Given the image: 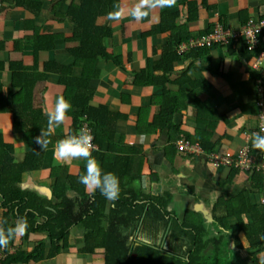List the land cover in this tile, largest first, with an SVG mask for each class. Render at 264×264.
Returning <instances> with one entry per match:
<instances>
[{"label":"crops","instance_id":"obj_1","mask_svg":"<svg viewBox=\"0 0 264 264\" xmlns=\"http://www.w3.org/2000/svg\"><path fill=\"white\" fill-rule=\"evenodd\" d=\"M183 1L197 4L198 14L194 20H186V7L178 0L172 8L153 10L148 18L139 22L130 16V8L135 0H5L0 9V64H3L0 66L3 68L0 70V91L3 97L15 94L9 67L10 64L19 65V74H24L23 87L28 89L34 86L31 102L45 116L55 98L63 95L58 85L59 77L50 75L36 85H33L32 78L44 75V65L55 63L60 67L70 66L76 55H82L81 43L74 33L79 26L87 24L92 12L91 17L96 15L95 26L107 28L111 35L105 38L101 47L110 59L102 56L96 58L98 78L92 83L91 107L102 106L118 116L111 145L100 141V148L95 146L98 150L96 156L101 159L105 156V161L116 157L124 165L123 169L131 172L136 180L132 184L136 192L147 196L168 194L170 202L167 209L180 219H184L187 211L200 214L206 223V239L224 238L220 243L222 258L226 257L228 250H232L233 256L244 257L246 251L237 247L234 239L228 241L226 236L229 233L217 224L216 217L224 214V202L240 193H247L249 204L254 206L257 214L263 215L258 203L262 195L261 174L229 168L216 169L209 164V156L235 155L247 143L255 156L259 153L252 147L253 133L258 130L254 83L260 78V72L253 68L258 58L256 51L245 52L239 43H234L232 47H217L201 59L174 63L173 72L169 75L171 80L189 69L188 76L193 80L208 81V84L193 88L186 83L182 92L176 84L165 85L169 92L175 94L173 99L177 107L172 118V129L175 127L176 130L171 133L153 124V119L161 113V101L158 99L164 86L162 83L154 87L137 86L135 75L152 62L161 60L170 35L169 32L160 31L163 12L176 11L178 17L175 23L184 25L188 36L193 37L214 28L218 23L238 29L248 19H264V0ZM118 8L123 9L122 18L110 19L109 13ZM74 9L79 22L71 16ZM259 42L264 51V36ZM190 50L182 46L179 53ZM260 67L264 71V61ZM193 98H197L209 111L201 120L198 119ZM210 115L218 120H213ZM21 116L22 121H18L25 127H31L32 122L38 123V119H31V115L24 112L15 117L0 104V135L6 144L13 147V157L17 163L37 149L35 142L26 141L21 134H13L14 117ZM69 125L66 119L55 129L49 138L51 143L42 154L39 171L23 176L22 191L50 199L55 183L51 178L52 170L61 172L63 178L76 177L81 169L85 170L86 161L83 159L61 162L54 156V145L67 134ZM244 134L250 136L247 141ZM198 136L210 144L211 152L194 157L177 152L176 144L179 141ZM97 161L102 166L101 161ZM85 192L90 193L86 189ZM2 215L0 210V220ZM229 220L230 225L236 224L233 218ZM83 234L82 229H73L68 247L52 258L48 257L50 242L47 233L29 234L26 239L23 235L13 240L8 251L0 249V264H4L8 254L19 251L28 253L39 243H42L39 260L26 264H104L103 254L83 252ZM239 239L246 248L244 237L240 235ZM227 259L234 258L228 254Z\"/></svg>","mask_w":264,"mask_h":264},{"label":"trees","instance_id":"obj_2","mask_svg":"<svg viewBox=\"0 0 264 264\" xmlns=\"http://www.w3.org/2000/svg\"><path fill=\"white\" fill-rule=\"evenodd\" d=\"M178 3L186 7L187 21L196 18L198 10L195 2L178 0ZM75 12L74 9L71 16L73 15V19L78 21L79 17L74 15ZM91 13L90 20L87 18V24L79 26L74 33L75 38H78L81 43L82 55H76L70 66L60 67L55 63L44 65V75L33 77L32 80L33 85H36L50 75L59 77L58 85L62 88L63 96L72 106L68 113L67 120L70 125L66 135L73 134L84 127L90 130L93 136L92 144H95L92 155L101 161L105 172L114 173L118 177L119 198L106 199L99 190L94 194L86 193L85 187L78 182L84 169H81L78 176L67 178H63L61 172L52 170L51 178L55 183L50 199L37 193L22 191L23 176L39 171L45 149H41L36 144V151L25 156L21 163H17L13 157V147L6 144L0 135V210L3 212L1 220L7 221L5 226L13 224L18 217H26L28 228L23 237L26 239L29 234L47 233L50 242L49 258L55 257L68 247L71 231L78 228L84 231L83 252L103 254L104 264H259V258L264 256V216L257 214L254 206L249 204L247 193H240L224 202V214L216 217L217 224L229 233L226 236L228 241L234 239L235 245L246 251V256H233L232 250H228L226 257L222 258L220 243L224 238L207 240L206 223L200 214L187 211L184 219H180L176 213L167 209L170 202L168 194L147 196L139 191L136 192L132 187L136 180L131 172L123 169L124 165L116 157L105 161V156L102 159L96 156L98 153L96 151L102 142L110 144L115 135L114 125L118 116L109 113L102 106L91 107L92 83L98 78L96 58L102 56L106 60L110 59L101 47L105 38L111 35L107 28L95 26L96 15L91 17ZM177 17L176 11L162 13L160 31L169 32L170 35L163 48L161 60L152 62V65L150 64L148 68L140 70L135 75L137 86L154 87L159 83L164 86L163 93L158 99L161 101V113L153 119V124L167 129L169 133L176 130L175 127L172 129V118L177 107L173 99L175 94L169 92L165 85L176 84L182 92V87L186 83L193 88L208 84V81L193 80L188 76L189 69L171 80L169 75L173 72L174 63L186 59H201L208 56L213 49L222 46L214 44L192 47L189 52L179 53L180 47L182 48L189 39L206 36L214 32L215 27L197 36L189 37L186 27L175 23ZM224 27L227 28L225 25ZM232 45L230 42L224 46L232 47ZM261 47L260 42V50H262ZM114 63L116 64L115 61ZM2 65L1 63L0 66ZM0 70L3 68L0 67ZM9 72L12 88H15L16 92L10 97H3L0 91V104L6 108V112H12L15 117L24 112L31 115L29 118L38 119L37 124L32 122L31 127H25L20 122L23 119L22 116L14 117L13 124V134H21L26 141L35 142L34 138L40 133V129L47 126V117L39 108L36 109L33 106L31 96H33L34 86L28 89L23 87L24 74H19V65L10 64ZM154 72L161 74H154ZM29 76L25 77L29 78ZM154 99L151 101L152 104ZM193 100L198 119L205 118V114L209 111L197 98ZM210 116L213 120H218ZM186 139L193 144H200L206 153L211 152L210 144L199 136ZM250 151L251 158H254L252 149ZM260 185L256 186L260 187ZM232 218L236 221L235 225L229 224V219ZM240 235L247 243L246 248L241 244ZM12 243L13 240L3 250L8 251ZM41 250L42 243H39L28 253L25 251L10 253L4 259V264L37 262ZM228 254L234 259H227Z\"/></svg>","mask_w":264,"mask_h":264},{"label":"clouds","instance_id":"obj_3","mask_svg":"<svg viewBox=\"0 0 264 264\" xmlns=\"http://www.w3.org/2000/svg\"><path fill=\"white\" fill-rule=\"evenodd\" d=\"M176 2L177 0H135L130 8V16L134 21H143L149 17L153 10L170 9ZM122 14L123 9L118 8L116 11L110 12L109 17L119 20L122 18ZM71 107V103L63 95H59L55 98L52 106L46 110L47 126L40 129V133L34 138L35 143L41 149H47L51 143L49 138L58 126L64 124ZM92 140L93 136L90 130L81 128L56 141L54 156L61 162L80 159L86 161L85 171L79 176L78 182L90 193L94 194L99 190L106 199L116 200L120 193L119 179L114 173L105 172L92 155L94 150ZM252 147L264 152V135L259 132L253 133ZM5 225H7V221L0 220V249L7 248L12 240L23 236L28 228V221L26 217H18L13 224ZM259 264H264V256L259 258Z\"/></svg>","mask_w":264,"mask_h":264},{"label":"built area","instance_id":"obj_4","mask_svg":"<svg viewBox=\"0 0 264 264\" xmlns=\"http://www.w3.org/2000/svg\"><path fill=\"white\" fill-rule=\"evenodd\" d=\"M5 0H0V9H2ZM264 36V19L252 18L248 19L238 29L225 28L224 25L218 23L214 32L202 36L198 39H189L183 45L187 50L192 47L212 46L214 44H221L222 46L228 43H239L241 48L248 53L256 51L258 55L253 68L260 72V78L254 83L255 86V103L257 105V121L258 132L264 135V71L261 69L260 64L264 61V51L259 49L260 38ZM86 128V127H84ZM245 135V141L250 136ZM177 152L184 156H199L206 155L205 151L199 144H193L185 139L176 144ZM209 164L216 169L229 168L239 170L240 172L247 173H260L262 177V195L259 198V206L262 214L264 215V152L259 151L258 155L251 158V151L248 143L237 154H224V155H210Z\"/></svg>","mask_w":264,"mask_h":264},{"label":"water","instance_id":"obj_5","mask_svg":"<svg viewBox=\"0 0 264 264\" xmlns=\"http://www.w3.org/2000/svg\"><path fill=\"white\" fill-rule=\"evenodd\" d=\"M50 194V193H49ZM47 195V194H46ZM47 197L49 198V196L47 195Z\"/></svg>","mask_w":264,"mask_h":264}]
</instances>
